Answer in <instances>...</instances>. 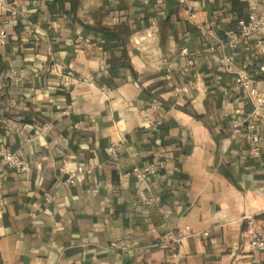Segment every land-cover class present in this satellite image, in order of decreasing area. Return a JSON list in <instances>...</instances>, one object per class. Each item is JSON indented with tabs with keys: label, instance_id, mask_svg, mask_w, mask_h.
<instances>
[{
	"label": "crops",
	"instance_id": "crops-1",
	"mask_svg": "<svg viewBox=\"0 0 264 264\" xmlns=\"http://www.w3.org/2000/svg\"><path fill=\"white\" fill-rule=\"evenodd\" d=\"M186 2L0 0V147L26 164L0 159V264H264L252 243L264 236V122L247 125L253 104L235 84L243 69L264 91V45L210 50L219 41L199 28L222 38L262 0ZM65 160L92 172L66 183ZM153 164L139 181L134 168ZM181 226L171 257L158 243Z\"/></svg>",
	"mask_w": 264,
	"mask_h": 264
},
{
	"label": "built area",
	"instance_id": "built-area-1",
	"mask_svg": "<svg viewBox=\"0 0 264 264\" xmlns=\"http://www.w3.org/2000/svg\"><path fill=\"white\" fill-rule=\"evenodd\" d=\"M179 3L187 7L186 0H178ZM189 9V7H187ZM190 16H194V12L190 11ZM16 23V20L12 21ZM199 28L206 32L209 37L215 38L219 43L215 45H210V50H215L218 46L228 45L231 48H235L237 43L240 40L252 41L254 47L257 51H261L264 45V0H262V8L251 7L247 11L245 17H240L237 19L236 23L233 26L226 27L223 29V36L219 38L218 34L212 28H205L203 25H199ZM6 36L5 30H0V43L4 42ZM179 57L183 59L188 65L194 63V59L188 55V49L186 46H183L179 51ZM218 64L227 71L233 69L234 61L230 54H222L218 58ZM11 77L16 80H21L24 76L23 69L15 71L11 70ZM235 84L237 88L246 93L249 100L253 104V110L251 112L252 120L247 124L251 129L257 128V123L260 121L264 122V91L260 90L257 85V79L254 74L247 70H240L235 77ZM243 119H236L233 122L234 131H239L240 127L243 125ZM156 123L147 121L145 126H155ZM46 127H49L46 124ZM250 143V149L254 154L258 153V136L255 132L251 133L248 138ZM112 149V148H111ZM172 155V152H164L163 157L167 158ZM0 159L1 162L5 165H8L15 170H22L26 167L25 162L20 157V155L9 150L6 146L0 147ZM158 165H151L147 171H143L137 167L134 168L135 176L139 181L144 182L147 177V173H153L156 170ZM59 169L67 174L65 178L66 183L81 182L87 174L92 172L91 166H85L82 164L73 165L68 161H63L59 166ZM158 197L152 194L146 193L143 189L137 191V200L143 204H152L158 201ZM54 229H60L61 225L58 222H55L53 225ZM190 234V229L188 226L173 227L169 228L166 232L163 240H161L158 245L164 248L171 257L179 256V249L184 240V238ZM204 235L208 234L207 231L203 232ZM252 243L256 245L259 249H264V236L259 233H254L252 235ZM127 247L125 242H119L113 240L110 242L111 249H125Z\"/></svg>",
	"mask_w": 264,
	"mask_h": 264
}]
</instances>
